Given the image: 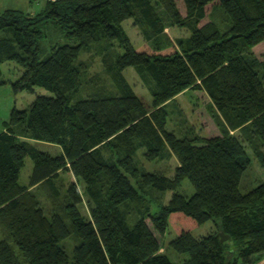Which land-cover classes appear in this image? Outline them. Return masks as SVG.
<instances>
[{"label": "trees", "instance_id": "1", "mask_svg": "<svg viewBox=\"0 0 264 264\" xmlns=\"http://www.w3.org/2000/svg\"><path fill=\"white\" fill-rule=\"evenodd\" d=\"M42 1L36 15L0 11V85L1 65L12 61L22 69L10 83L14 93H51L36 96L27 109L13 108L2 124L0 228L6 239L0 241V264H174L160 253L169 226L176 233L169 247L187 255L182 264H251L264 252V181L246 194L239 191L249 158L230 132L264 143V0ZM215 6L228 17L224 32L210 18ZM158 8L189 36L176 44L146 40L133 46L121 24L131 19L147 38L158 37L165 29ZM48 23L61 30L63 43L43 57ZM93 46L106 56L116 91L83 99L77 95L87 67L79 58ZM130 67L148 85L149 110L122 75ZM185 90L209 100L211 107L199 112L206 113L212 133L178 139L165 130V104ZM27 140L58 145L61 154L42 153ZM139 149L147 161L176 156L173 176L142 172L134 162ZM256 156L264 169V152ZM27 157L33 167L28 185L21 186ZM61 174L72 181L47 217L33 190L46 187L54 203ZM75 180L83 183L82 193ZM184 180L194 187L190 197L175 192ZM147 187L174 193L158 213L146 211L130 227L121 206L138 202ZM83 195L88 219L78 210ZM207 221L217 230L193 237L191 231ZM71 233L77 243L69 261L60 243ZM218 233L230 240L221 242Z\"/></svg>", "mask_w": 264, "mask_h": 264}, {"label": "rangeland", "instance_id": "2", "mask_svg": "<svg viewBox=\"0 0 264 264\" xmlns=\"http://www.w3.org/2000/svg\"><path fill=\"white\" fill-rule=\"evenodd\" d=\"M44 7L45 2L42 0H0V11L11 9L36 15L40 13ZM158 12L160 13L162 22L165 25L163 33L158 37L147 38L144 35L142 28L135 26L134 21L131 19H128L121 24L133 46L141 45L146 40L151 44H176L178 40H183L189 36V31L186 27L171 24V21L163 8H158ZM210 18L223 32L226 31L227 27H229L228 17L225 11L219 6L213 7L210 13ZM42 31L43 39L40 42V45L41 56L44 57L50 53L51 46L63 43V37L61 30L50 23L45 24ZM103 48L105 53H108V50H110V48L106 45L103 46ZM117 49L118 53H122V50L119 47ZM96 50V47L93 46L90 51L83 53L79 58V61L85 63L87 68L84 72L85 74L83 76L82 85L77 97H84L83 99H85V97L94 93H114L116 91L114 84L110 76L106 73V69L103 64V59L106 56L98 55ZM21 72L22 69L12 61L4 62L1 65V80L4 81V84L0 85V132L2 131V124L8 121L10 112L13 108L24 110L28 108L36 96H51L50 92L42 88H34V93L25 91L14 93L10 83L16 81ZM122 75L132 88L135 95L145 104V107L148 108V110L151 109L152 98L150 96L148 85L143 77L132 67L125 69L122 72ZM205 106L206 108L211 107L209 100L202 94H196L192 90H185L181 92L165 104V110L167 113L165 130L172 133L178 139L194 135L203 136L205 132L212 133L214 126L206 117V113L204 111L203 113H200L202 112L200 108H205ZM230 133L239 138L249 158V165L243 173L239 185V191L242 194H246L264 181V169L256 156L257 152H264V143H261L254 137L243 135L238 130ZM27 141L38 151L52 157H56L61 154V148L58 145L35 140ZM168 153L169 152L167 151V154ZM143 155L144 149H139L134 156V162L137 168H139L142 172L158 173L166 177L173 176L174 169L178 165L176 156L169 153L165 159L147 161ZM32 167V160L28 157L25 158L24 165L19 174V185H28V179L31 174ZM71 181L72 178L69 174H61L57 181L60 197L57 201H54V203L49 194L45 192L46 187L43 186L39 189L33 190L34 195L39 201L40 207L43 209L47 217H50L55 204L63 203L64 194H66V190ZM74 182L77 184L79 192L82 193L84 189L83 183L78 180H75ZM175 192L190 197L195 190L188 180H184ZM173 193L174 192L171 191L162 192L153 187H147L142 191H139L140 200H138V202H128L121 206V209L126 211L128 214V225L132 227L139 219L140 215L144 214L146 211L153 215L158 213L160 207L168 203ZM78 210L84 218H89V207L84 195L82 203L78 205ZM65 223L68 227H71L70 220H66ZM4 230V227L0 228V241L6 239ZM216 230V223L213 224L212 221H207L201 226L194 228L191 231V234L193 237L199 238L213 233ZM175 236V231L169 226L165 235L160 239V253L167 256L174 264H182V262L187 259V255L178 254L169 247V243L175 238ZM8 243L12 245L16 252L18 251L12 240H8ZM76 243L77 242L73 233L60 243L68 256L69 261L72 260V252Z\"/></svg>", "mask_w": 264, "mask_h": 264}, {"label": "crops", "instance_id": "3", "mask_svg": "<svg viewBox=\"0 0 264 264\" xmlns=\"http://www.w3.org/2000/svg\"><path fill=\"white\" fill-rule=\"evenodd\" d=\"M251 264H264V252L253 256L251 259Z\"/></svg>", "mask_w": 264, "mask_h": 264}, {"label": "water", "instance_id": "4", "mask_svg": "<svg viewBox=\"0 0 264 264\" xmlns=\"http://www.w3.org/2000/svg\"><path fill=\"white\" fill-rule=\"evenodd\" d=\"M219 237H220V241L221 242H225V241H229L230 240V237L223 234V233H218Z\"/></svg>", "mask_w": 264, "mask_h": 264}]
</instances>
